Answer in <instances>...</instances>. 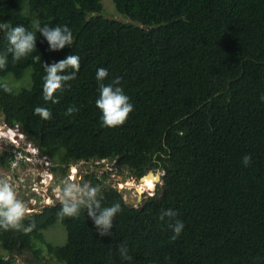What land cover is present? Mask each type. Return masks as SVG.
<instances>
[{
	"label": "trees",
	"instance_id": "trees-1",
	"mask_svg": "<svg viewBox=\"0 0 264 264\" xmlns=\"http://www.w3.org/2000/svg\"><path fill=\"white\" fill-rule=\"evenodd\" d=\"M112 2L136 23L103 17L101 0H0V22L29 30L36 21L67 25L74 37L71 48L49 51L38 34L31 55L16 62L9 56L0 69V117L60 164L111 158L136 178L159 168L162 192L131 206L103 184L106 172L102 178L89 172L84 180L101 186L102 206L121 204L111 235L101 237L85 209L61 218L55 201L25 219L35 225L30 232L0 230V248L29 264H41L39 244L57 264H120L121 243L133 264H264V0ZM5 47L0 34V51ZM68 54L80 57V70L55 104L45 102L43 61ZM101 67L108 70L105 83L119 77L134 105L122 126H101L95 106ZM28 69L27 86L5 81L22 80ZM38 106L51 118L35 115ZM71 106L79 111L69 113ZM157 152L159 166L152 161ZM246 154L253 158L248 167L241 163ZM166 208L185 223L176 240L159 220ZM57 222L63 243L45 238ZM0 264L14 261L0 253Z\"/></svg>",
	"mask_w": 264,
	"mask_h": 264
},
{
	"label": "clouds",
	"instance_id": "clouds-1",
	"mask_svg": "<svg viewBox=\"0 0 264 264\" xmlns=\"http://www.w3.org/2000/svg\"><path fill=\"white\" fill-rule=\"evenodd\" d=\"M32 27L34 30H29L22 24L13 26L8 21L0 22V34L3 35L6 41L5 50L0 51V69L7 66L9 56L13 62H16L31 55L37 49L38 34L46 41L49 51H59L65 47L71 48L73 44V32L67 25L51 27L46 24L41 25L36 21ZM43 68L42 97L45 102L50 101L55 104L57 102V93L71 87L68 82L75 79L76 74L79 72L80 57L68 54L63 59L52 63L43 61ZM107 77L108 70L106 68L101 67L96 70L98 96L95 100V106L100 113L101 126L115 128L125 123L129 113L133 111L134 105L130 102V97L125 94L120 78L116 77L111 82L105 83ZM3 87L5 91H11L7 85ZM260 99L264 101V95ZM33 111L35 115L43 120L51 118V113L46 107L38 106ZM67 111L75 113L79 109L71 106ZM1 122L4 121L1 120ZM158 157H162V153L157 152L152 156V161L157 166L161 164V160ZM252 159L251 155L246 154L242 157L241 163L244 167H248L252 163ZM105 161L108 162V159ZM77 162L84 163L85 168L88 163L92 165L87 160L70 161L73 165H76ZM112 163L113 161L110 164ZM55 193L56 201L60 205L58 216L61 218H75L79 215L81 209H85L96 232L101 237L111 235L115 216L121 211V204L116 202L110 206H102L103 191L100 185H93L85 180L69 179L62 181L55 189ZM29 215L28 206L22 199L18 198L9 179L7 177L0 178V230L22 229L25 233L30 232L35 226L34 223L24 224L25 219ZM159 220L165 222L167 228L170 229V239L172 240L178 239L185 229V223L178 218V213L173 208L162 209L159 214ZM118 255L120 264H133L134 258L129 254V249L125 243L119 245ZM165 259L169 260L167 257Z\"/></svg>",
	"mask_w": 264,
	"mask_h": 264
},
{
	"label": "built area",
	"instance_id": "built-area-1",
	"mask_svg": "<svg viewBox=\"0 0 264 264\" xmlns=\"http://www.w3.org/2000/svg\"><path fill=\"white\" fill-rule=\"evenodd\" d=\"M4 126L8 125L0 121V152L5 155L8 171L14 174L13 179L16 175V182L22 186L28 184L30 193L25 191L23 194H25L26 198H29L30 205L28 209L30 214L39 211L44 204L53 205L56 201L55 189L62 181L69 179L84 181V175L82 179L81 174L87 173L85 167L83 172H78L76 167L78 163L74 169H72V166L65 169L64 164H56L46 154H43L18 126L10 127L15 130L13 136H4ZM104 161L101 160L99 162ZM79 163L84 166V163ZM56 169L63 170L64 173L66 171L68 173L64 177L66 179L61 181L55 178ZM70 169H72L71 173H69ZM30 174L32 176L28 177Z\"/></svg>",
	"mask_w": 264,
	"mask_h": 264
},
{
	"label": "rangeland",
	"instance_id": "rangeland-1",
	"mask_svg": "<svg viewBox=\"0 0 264 264\" xmlns=\"http://www.w3.org/2000/svg\"><path fill=\"white\" fill-rule=\"evenodd\" d=\"M100 15H102L103 17L106 18H110V19H115L118 20L120 22L123 23H136L133 22L130 18H128L127 16L119 13L115 7L114 4L112 2V0H101V10H100ZM29 72L30 69L26 70L25 73V77L22 80H16L12 77L6 78L5 81L11 85L14 88L20 87V86H27L29 83ZM2 120V118L0 117V121ZM15 133V132H14ZM2 155V152H0V156ZM53 161V160H52ZM57 164V161H53ZM78 166L77 170L78 172H83V168L84 166L81 165V163L77 162ZM73 164L68 163L67 165H65V169L71 167ZM89 165V166H88ZM88 168H86L87 172H96L98 174V176H100L102 178L103 176V172H106V178H103V184L105 185H111L113 187H117L120 186V180L123 178L122 181V187H124V183L126 181H128V183H136L135 188H131V194L129 196L127 195H123L124 200L126 201V203H128L129 200L131 199H136L138 197V195L140 194L141 196H148L150 194H153L155 196H159L162 192V183H160L159 185H155L149 189L148 191H144L143 188L144 187H151L152 186V182H147L145 186H143L141 183H137L136 181V177L132 176L131 173L127 170V169H119L117 167H115L112 164H110L109 162L105 161L103 163H92V165H90L88 163ZM75 168V165H74ZM26 171V170H25ZM66 173V174H65ZM63 170H57L55 172V178H57L58 180H64L66 178L65 175H67L68 173ZM146 173V172H145ZM86 174V173H85ZM13 175L8 171V163L6 162V164H4V162H1V158H0V178L3 177H7L10 181V183L13 185L18 198L22 199L27 206L30 205L29 203V198H26L25 194H23L25 191H28L30 193V189L28 187V184H26L25 186H22L21 184H19L18 182H16L17 180L16 175L14 176L13 179ZM82 175V179H83V175ZM32 174H30L28 177H31ZM122 177V178H121ZM120 178V179H119ZM117 179V180H116ZM119 179V181H118ZM115 180V181H114ZM148 180V179H147ZM142 181V180H141ZM31 182V181H30ZM162 182V181H161ZM118 184V185H117ZM149 184V185H148ZM140 186V193L136 190V187ZM143 190V191H142ZM140 202V201H139ZM139 203L134 204L133 206L138 205ZM38 206V205H37ZM35 209V208H34ZM45 238L47 241H51L54 243H63L65 241V236H66V232L64 227L60 224V223H55L54 225L50 226L45 232ZM39 244V243H38ZM40 248H41V264H57L54 257L51 256L47 250L46 247L44 246V244H39ZM0 253L5 256L6 258H11L14 261V264H29L26 260H25V256L23 255H19L17 253H13V254H8L3 252V250L0 248Z\"/></svg>",
	"mask_w": 264,
	"mask_h": 264
},
{
	"label": "water",
	"instance_id": "water-1",
	"mask_svg": "<svg viewBox=\"0 0 264 264\" xmlns=\"http://www.w3.org/2000/svg\"><path fill=\"white\" fill-rule=\"evenodd\" d=\"M113 160L111 159V158H109L108 159V162H112ZM86 166V165H85ZM88 166H86V168H87ZM149 175H152V177L153 178H155L156 180H159V178H160V176L157 174V173H154L153 172V170H148L144 175H142V176H140V178H139V182L143 179V178H145V177H147V176H149ZM117 180V179H116ZM115 181V180H114ZM119 181V180H118ZM118 185V184H117ZM116 189L121 193V194H123V195H127V196H129L130 194H131V189H129V188H125V187H121V186H117L116 187ZM144 189V191L146 190V191H148L149 192V189L150 188H148L147 186L146 187H144L143 188ZM141 200V195L139 194L138 195V197L134 200V199H131V200H129L128 201V204H130L131 206H133L134 204H136V203H139V201ZM46 206H48L47 204H44V205H42L41 207L43 208V207H46Z\"/></svg>",
	"mask_w": 264,
	"mask_h": 264
},
{
	"label": "bare ground",
	"instance_id": "bare-ground-1",
	"mask_svg": "<svg viewBox=\"0 0 264 264\" xmlns=\"http://www.w3.org/2000/svg\"><path fill=\"white\" fill-rule=\"evenodd\" d=\"M14 132H15V130L13 129V128H10L9 126H4L3 127V133H4V136H13L14 135ZM72 169H74V165H72ZM72 169H70L69 170V173H71L72 172ZM149 176H151V175H149ZM149 176H147V177H145V178H143V179H145V180H147V179H149L148 177ZM122 178V177H121ZM120 179V178H119ZM123 179V178H122ZM142 179V180H143ZM144 180V181H145ZM120 184L122 185V183H121V180H120ZM136 183H128V181H126L125 183H124V187L125 188H129V189H131V188H135V185ZM120 185V186H121ZM149 185V184H148ZM122 187V186H121ZM153 187V185L150 187V188H152ZM136 190L140 193L141 191H140V186H137L136 187ZM143 191V190H142Z\"/></svg>",
	"mask_w": 264,
	"mask_h": 264
},
{
	"label": "flooded vegetation",
	"instance_id": "flooded-vegetation-1",
	"mask_svg": "<svg viewBox=\"0 0 264 264\" xmlns=\"http://www.w3.org/2000/svg\"><path fill=\"white\" fill-rule=\"evenodd\" d=\"M149 170H150V169H149ZM153 172H154V173H157V174L160 176L159 180H156L155 178H153L152 175L149 176L148 178H151V180H152V185H153V186H154V184H155V185H159L160 183H162V182H161V176L163 175V171H162L161 169L158 168V169H154ZM139 178H140V177L135 178L136 181H137V183H144V180H145V179H143L142 181L139 182ZM148 188H150V187L148 186ZM143 190H144V189H143ZM151 195H152V194H151ZM143 198H145L144 195L141 196V200H140L139 204L141 203V201L143 200ZM39 210H40V209H39Z\"/></svg>",
	"mask_w": 264,
	"mask_h": 264
}]
</instances>
